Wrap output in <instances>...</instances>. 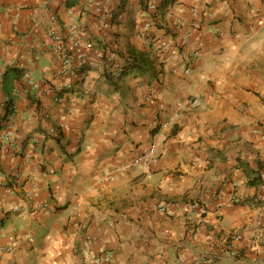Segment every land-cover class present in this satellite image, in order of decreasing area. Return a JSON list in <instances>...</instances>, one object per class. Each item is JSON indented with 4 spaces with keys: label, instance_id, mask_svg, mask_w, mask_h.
I'll return each mask as SVG.
<instances>
[{
    "label": "crops",
    "instance_id": "1",
    "mask_svg": "<svg viewBox=\"0 0 264 264\" xmlns=\"http://www.w3.org/2000/svg\"><path fill=\"white\" fill-rule=\"evenodd\" d=\"M71 25L103 58L65 90ZM2 133L0 264H264V0H0Z\"/></svg>",
    "mask_w": 264,
    "mask_h": 264
},
{
    "label": "built area",
    "instance_id": "2",
    "mask_svg": "<svg viewBox=\"0 0 264 264\" xmlns=\"http://www.w3.org/2000/svg\"><path fill=\"white\" fill-rule=\"evenodd\" d=\"M94 5H95V10L97 11L100 10L99 3H94ZM155 7L156 6L154 3H150L148 5V9H150L151 11L155 10ZM190 10L193 16H197L198 14L197 8L193 7ZM18 16H19V13L15 12V15H14L15 19ZM109 16L112 17V14H109ZM55 19L56 18L54 15L50 16L51 22H54ZM13 23H15V21H13ZM69 32L70 34L67 37L68 43L65 42L63 35H61L54 26L49 27L47 29V34H46L47 39H48L47 44L49 45L51 51L53 53H56L60 58L61 69L59 73L64 74L65 72L68 71L69 68H72L73 70L72 81L62 84L60 86L61 89H65V90H71L73 88L75 81L79 80L81 76V72L87 63V59L91 55H94L98 59L103 58V54L101 53V51H94V45L92 41H88L87 39L84 38L81 28H78L77 25H71L69 27ZM168 49H169L168 44H164L161 47L162 51L168 50ZM115 69H116V76H120L121 75L120 73L122 71L121 65L116 64ZM173 70L177 71L179 70V68L178 67L173 68ZM182 71L186 73L188 72V68H183ZM23 78L26 82V85L31 90H35L38 87V83L31 80L28 72L23 73ZM198 104L199 102L197 100H188L178 105L176 109L178 110V109L185 108V107H195ZM177 115L178 113L175 111L172 114L171 118H175ZM44 117L48 118L49 115L44 114ZM168 124L169 122H163L161 126L165 127ZM67 129H69L68 124L61 122L57 126L50 127L48 129V134L50 136H57L60 131H64ZM0 141L2 142L9 141L6 133H2L0 135ZM78 149H79V142L78 140H76L73 151H77ZM157 156H158L157 145H156V142L152 140L146 149L141 151L136 157H134L131 160L130 165L148 166L156 161ZM123 169L124 168H122V170ZM2 189H3L4 194L13 192L12 188L6 185H3ZM25 195L29 199L38 198V192L31 190V189L27 190L25 192ZM232 200L235 202L238 201V199L235 197H233ZM44 205L46 204H37L38 207H41ZM195 206H197V203H192L190 204L189 207L193 208ZM158 209L164 211L165 205L159 204ZM85 242H86L87 248H92V247L96 248V252L93 254L92 260L88 264H106V262L111 258V254L108 251L107 245L101 240L99 236L93 235L91 233L90 234L86 233Z\"/></svg>",
    "mask_w": 264,
    "mask_h": 264
},
{
    "label": "trees",
    "instance_id": "3",
    "mask_svg": "<svg viewBox=\"0 0 264 264\" xmlns=\"http://www.w3.org/2000/svg\"><path fill=\"white\" fill-rule=\"evenodd\" d=\"M125 67H123L122 72L124 71ZM11 107L10 103H7L6 105V112L9 113L11 110H9Z\"/></svg>",
    "mask_w": 264,
    "mask_h": 264
}]
</instances>
